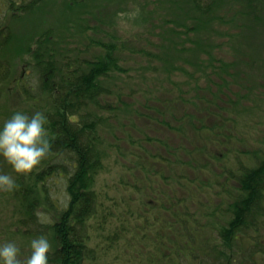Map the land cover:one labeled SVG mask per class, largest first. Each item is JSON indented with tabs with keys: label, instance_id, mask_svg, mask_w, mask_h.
Listing matches in <instances>:
<instances>
[{
	"label": "trees",
	"instance_id": "obj_1",
	"mask_svg": "<svg viewBox=\"0 0 264 264\" xmlns=\"http://www.w3.org/2000/svg\"><path fill=\"white\" fill-rule=\"evenodd\" d=\"M1 1L0 89L7 85L24 97L30 111L46 116L51 143L40 165L16 173V186L8 191L7 202L15 201L19 213L14 226L29 237L18 248L45 236L51 244L48 264H90L97 249L91 225L101 217L107 221L97 180L108 155L101 130L111 118L101 112L116 111L124 102L110 83L113 74L142 62L150 70L149 63L160 64L171 74L197 79V89L186 98L178 95L172 101L174 96L160 91L137 113L147 125L179 130L169 135H176L177 151L187 157L180 159L186 175L169 173L172 168L159 162L172 160L164 156L171 138L152 144L147 134L148 142L130 143L132 159L141 166L130 165L133 182L129 173L121 180L138 189L137 196L135 191L130 196L140 203L119 212L120 229L131 235L135 231L139 249L152 244L162 251L159 264H236L238 250L249 259L246 264H264V145L259 146L264 134L255 120L264 114V0ZM90 8L96 9L93 16ZM156 12L166 13L157 18L161 23L156 28L166 35L159 41L153 40L160 37L158 31L149 26ZM113 17L141 27L125 36L120 24L112 29ZM34 80L37 92L31 89ZM204 85L207 94L198 93ZM244 99L253 108L242 104ZM1 107L8 108L7 99ZM61 153L68 154L69 168L51 163ZM8 165L5 171L13 169ZM54 170L65 176L67 193L58 205L45 185ZM161 180H176L178 186L174 192L160 188ZM209 181L220 186L210 197L205 189ZM223 191L230 196H221ZM38 210L48 215L41 225L32 223L39 219ZM139 218L153 221L146 241L140 240L144 221ZM14 233L12 229L9 237ZM115 237L123 236L115 231Z\"/></svg>",
	"mask_w": 264,
	"mask_h": 264
},
{
	"label": "rangeland",
	"instance_id": "obj_2",
	"mask_svg": "<svg viewBox=\"0 0 264 264\" xmlns=\"http://www.w3.org/2000/svg\"><path fill=\"white\" fill-rule=\"evenodd\" d=\"M62 1L63 0H57L59 4H62ZM1 3L2 1L0 4ZM0 6L3 7L5 5ZM136 9L137 12L140 10L138 7ZM150 10L151 8L148 9V13ZM94 11H96L95 8H90L89 13L91 14L89 16H93ZM110 11H108V13ZM165 14L166 13L163 12H156L155 21L151 22L150 20L149 22V26L153 29V31L156 29L160 36H157L155 39L152 38L155 41L165 39L164 36L166 35L161 34L163 29L159 28L158 26L156 28L157 23H161V20L157 18H159L160 15L163 16ZM110 16L111 15H106L107 20H109ZM108 23L110 22L108 21ZM119 24L122 26L125 36L131 35L132 31L141 27V24H136V22L133 20L123 22L121 19L113 17L112 29L114 31H117ZM141 64L142 62H138L137 64L130 65L128 71L125 73L113 74L110 83L114 82L116 85L114 88L116 91L122 94L120 98H122L124 102L121 103L120 108L116 111L110 112L109 109H107V111L101 112L102 115H107L109 119L111 118L110 123H106L104 128L101 130V134H103L106 138L108 155L105 159L106 162L104 170L101 172L97 180L100 187L99 191L102 190V198L105 202L104 208L107 221L103 223L104 219L101 217L96 222H94L96 226L91 225L92 235L97 245V256L96 254L91 256L93 258L90 259V264H159L158 258L162 256V251H156L152 244L148 246H142L141 249H139L137 245L138 239L136 238L135 231L131 235L130 233H125V231L120 229V225L123 224L121 223L122 219L119 215V212L123 210L126 211L128 208H130V206L134 205V202L140 203L136 197L131 198L130 196L134 191L135 196H137L139 193L138 189L132 187L131 185H124L123 181L121 180L123 173L127 175L132 170L129 168L130 165L134 164L135 166H141L139 161H133L132 159L134 150H130V143H142L144 141L148 142L147 134L151 136L150 143L152 144L157 143L158 138H171V146L164 150V156L169 157L172 160L161 159L159 162L162 165L172 168V171L169 173L175 174L177 172L179 177L186 175L182 171L184 169V165L181 164L180 159L187 157H182L184 154L181 151H177L176 147L177 142L175 137L178 135L177 133L179 130L173 127L169 128L156 122L152 123L151 125H147L143 122V120H139L141 114L137 115V113L143 110V106L147 105L146 100L150 98L152 94H158L160 91H162L163 94L168 93L174 96L171 99L172 101L173 99H179L178 95L186 98V94H190L194 88L197 89L196 87H193V84L197 82V79L193 77L189 80L186 75L182 73L171 74L164 69V66L160 64L149 63L152 66V70L140 66ZM198 80L200 79L198 78ZM10 84L12 83L8 82V85ZM36 85L37 83L34 80V86L31 89L34 88V91L37 92ZM198 93L207 94L205 85L202 87V91H198ZM38 96H41V94H38ZM6 99L8 101V108H2L1 106H3ZM112 99H116V96L113 95ZM108 100L109 99L107 98V101ZM242 104L248 105L249 103L247 102V99H244ZM28 106L30 105L26 103L24 97L21 94H17V91L13 92L12 89L7 88V85L0 89V110L1 112H4L3 114H0V129H2L4 122L10 119L14 113L18 111L27 115L40 112L39 110L32 112L29 110ZM248 108H253V105L249 104ZM15 110L17 111L15 112ZM165 111L166 114L170 112L169 108L165 109ZM260 111H264V105ZM255 120L261 126L264 134V114H260ZM171 122L175 125L179 124V122L175 121L173 118H171ZM170 131L176 135H169L171 134ZM137 139L140 140L136 141ZM223 139L225 140V138ZM249 143L254 144V146L259 144L257 141H249ZM263 145L264 142H261L259 146ZM133 148L137 149V145H134ZM61 154L63 155H57L55 160L52 159L51 163H65L67 165L66 160H68V154ZM0 159H2L4 162L2 164L0 163V171L3 174L7 172L6 174L10 175L14 179L16 172L13 169L5 171L4 169H7L6 166H10L3 156H0ZM40 163L35 167V169L40 165ZM221 163L228 164V160H223ZM146 170L147 169H145V172H147ZM49 175L50 177L46 180L45 184L48 188L49 197L53 198L55 205L64 203L67 199V193L65 191V176H59L56 170H54L52 175ZM127 177L131 182H133V173H129ZM205 181L207 182V180ZM175 186H178V182L176 183V180L174 182L171 181V184H167L163 180H161L160 183V188L166 190L168 189L172 192H174L173 190ZM219 187L220 186H218L216 181H209L205 185L206 195L210 197L215 190L219 189ZM126 192L129 193V195ZM221 196L229 197L230 194L223 191ZM8 198V191H0V245L12 241L15 242L19 247L20 245H23L25 240L29 237L27 235L23 236L21 232L16 230L14 221L19 213L15 210V201L12 203L7 202ZM45 206H49V203H45ZM221 206L222 205H220V207ZM201 209L206 210L207 207L201 205ZM111 210L116 211L117 214L109 215L108 213ZM38 214L39 219L36 221L32 220V223L35 225H41L48 221L47 214L41 210H38ZM139 219L144 221V225L142 226L143 237L140 238L141 241H144L146 238V233L149 232V227L153 221L147 220L146 218ZM98 222L102 223L100 227L97 226ZM157 222L161 223V219ZM124 225H127V223H124ZM12 229L15 230V233L13 234V238H10L9 236ZM115 231H119L123 237H115ZM217 235V233H214L213 237L216 238ZM39 237L40 236L33 237L32 240ZM261 240L264 241V236L261 237ZM31 241L28 243L29 245L31 244ZM29 245L19 248L20 257L22 259L27 258L30 255L31 248ZM203 250H201L200 253H202ZM204 254H208V252L204 251ZM212 257H217V254L213 253ZM165 260H167V258H165ZM234 260L236 264H238L240 261H242L243 264H246V262L249 261L244 252L241 250H238V254L235 255ZM49 264L56 263L50 262Z\"/></svg>",
	"mask_w": 264,
	"mask_h": 264
},
{
	"label": "clouds",
	"instance_id": "obj_3",
	"mask_svg": "<svg viewBox=\"0 0 264 264\" xmlns=\"http://www.w3.org/2000/svg\"><path fill=\"white\" fill-rule=\"evenodd\" d=\"M46 123L47 118L42 112L29 116L19 111L4 122L0 129V156L16 173H29L50 152ZM15 186V180L10 175L0 174V191H12ZM30 248V255L22 259L16 243L0 245V264H48L51 244L47 237L33 239Z\"/></svg>",
	"mask_w": 264,
	"mask_h": 264
}]
</instances>
